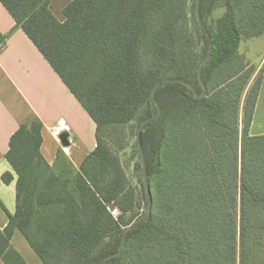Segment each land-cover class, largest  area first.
Here are the masks:
<instances>
[{
  "label": "trees",
  "instance_id": "trees-1",
  "mask_svg": "<svg viewBox=\"0 0 264 264\" xmlns=\"http://www.w3.org/2000/svg\"><path fill=\"white\" fill-rule=\"evenodd\" d=\"M217 1L201 0L205 23ZM220 1L224 15L206 23L208 94L196 98L181 84L158 90L162 115L143 134L152 214L131 231L121 257L105 264H264V136L249 134L264 77L250 85L253 73H244L239 54L244 38L264 34V0ZM0 2L97 125L95 150L79 170L70 164L75 176L67 179L41 153L40 124L13 134L6 158L17 175L16 212L0 201L8 215L0 258L27 264L11 243L18 230L43 264H90L116 252L142 214L125 222L135 193L105 128L139 127L154 116L151 91L162 79L181 78L202 93L198 70L208 46L200 27L201 57L188 62L181 52L196 0H73L63 21L50 0ZM141 192L146 206L144 185Z\"/></svg>",
  "mask_w": 264,
  "mask_h": 264
},
{
  "label": "crops",
  "instance_id": "crops-1",
  "mask_svg": "<svg viewBox=\"0 0 264 264\" xmlns=\"http://www.w3.org/2000/svg\"><path fill=\"white\" fill-rule=\"evenodd\" d=\"M72 1L52 0L50 9L63 21V10ZM0 37H5L7 42L0 52V201L14 215L17 175L6 158L13 134L21 126L40 124L41 153L46 162L58 172L64 155L79 170L97 146V125L1 2ZM63 132L69 134L68 148L59 139ZM249 134L264 136V78ZM6 173L14 177L10 184L3 181ZM6 211L0 204L1 229L8 225ZM14 240H18L14 245L29 264H43L19 231H15ZM0 264H5L1 258Z\"/></svg>",
  "mask_w": 264,
  "mask_h": 264
},
{
  "label": "rangeland",
  "instance_id": "rangeland-1",
  "mask_svg": "<svg viewBox=\"0 0 264 264\" xmlns=\"http://www.w3.org/2000/svg\"><path fill=\"white\" fill-rule=\"evenodd\" d=\"M52 2V0H50ZM210 5V1L207 3ZM53 7V11H54ZM190 24L182 32V56L189 62L198 57H201L204 51L205 44L202 41L201 34L199 32V26L195 17V6L192 2L188 7ZM225 13L223 3L219 0L212 7L210 12L206 13V23L209 26H214L216 21L221 18ZM239 54L243 58V64L245 66L244 73L252 72L253 75L249 79L250 85H253L260 77H264L263 74V58H264V34L257 38H244L241 41L239 47ZM245 97L242 98L240 104V116L242 118L243 105ZM138 125L137 123L125 125V126H112L105 128L103 137L107 141L108 145L112 149L113 153L120 159L122 167L125 169L129 185L133 189L135 196V208L126 215L125 222H129L143 212L142 207H145L142 202V186H143V170L140 165V158L136 144V134ZM242 129V124H241ZM60 160V167L58 173H63L64 176L74 178V174L70 168V161L66 156L62 155ZM75 170L74 168H72ZM112 213L115 217L120 216V211L114 207ZM1 229V228H0ZM3 230V229H1ZM18 231V230H16ZM20 232V231H19ZM15 234V232H14ZM23 236V235H22ZM24 237V236H23ZM34 240L35 236H33ZM27 241V240H26ZM28 242V241H27ZM12 246L23 257L24 255L19 251L14 244L18 243V240H14V235L11 240ZM29 244V243H28ZM30 246V244H29ZM31 247V246H30ZM32 249V248H31ZM33 250V249H32ZM34 252V250H33ZM35 253V252H34ZM36 254V253H35ZM37 255V254H36ZM38 257V256H37Z\"/></svg>",
  "mask_w": 264,
  "mask_h": 264
},
{
  "label": "water",
  "instance_id": "water-1",
  "mask_svg": "<svg viewBox=\"0 0 264 264\" xmlns=\"http://www.w3.org/2000/svg\"><path fill=\"white\" fill-rule=\"evenodd\" d=\"M195 14H196V19H197L198 25L200 27V30H201L202 34L204 35L206 42H207V46H208V54L205 57V59L202 61L201 65L199 67V70H198V79H199V83L202 87V93H198L193 85H191L190 83L186 82L185 80H183L181 78L162 79L152 89L151 99H152L153 104L157 108V112L154 116L144 120L140 124V126L138 127V130H137V137H136V142H137V146H138V150H139V154H140L141 162H142V168H143V185H144L145 193H146V206H145L141 216L138 217L129 226V228L125 231L118 250L116 252H114L113 254H111L110 256L95 260L90 264H105V263H107V262H109L115 258L121 257L122 252H123V250H124V248L128 242L131 231L139 223H141L142 221H144L145 219L150 217L152 214V194H151V189H150V184H149L148 168H147V162H146L144 146H143V134H144L146 126L152 122L159 120L161 115H162V107L160 106V104L157 100L158 90L162 86L167 85V84H181V85H185L188 88H190L192 90V92L194 93L196 98L202 99V98H205L208 94L207 86H206V83L204 81V69L209 64V62L213 56V44H212V39H211L210 33L208 31V28L206 26V23L204 21L202 14H201V0H196ZM59 139H60L61 144L64 148H68L70 146L68 133L63 132L62 134H60Z\"/></svg>",
  "mask_w": 264,
  "mask_h": 264
},
{
  "label": "built area",
  "instance_id": "built-area-1",
  "mask_svg": "<svg viewBox=\"0 0 264 264\" xmlns=\"http://www.w3.org/2000/svg\"><path fill=\"white\" fill-rule=\"evenodd\" d=\"M6 38L0 37V52L3 51L6 48Z\"/></svg>",
  "mask_w": 264,
  "mask_h": 264
}]
</instances>
